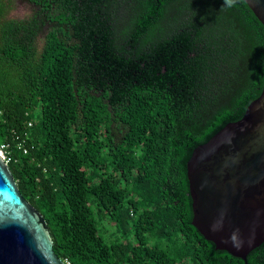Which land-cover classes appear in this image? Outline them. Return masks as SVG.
I'll return each instance as SVG.
<instances>
[{
  "label": "trees",
  "instance_id": "1",
  "mask_svg": "<svg viewBox=\"0 0 264 264\" xmlns=\"http://www.w3.org/2000/svg\"><path fill=\"white\" fill-rule=\"evenodd\" d=\"M8 2L0 144L54 255L65 264H264V242L243 262L201 238L185 176L192 150L261 91L264 30L245 4L24 0L29 15L5 20Z\"/></svg>",
  "mask_w": 264,
  "mask_h": 264
},
{
  "label": "water",
  "instance_id": "2",
  "mask_svg": "<svg viewBox=\"0 0 264 264\" xmlns=\"http://www.w3.org/2000/svg\"><path fill=\"white\" fill-rule=\"evenodd\" d=\"M264 30V0H240ZM190 225L215 251L245 262L264 242V79L240 119L196 146L185 163ZM0 264H65L41 215L0 159Z\"/></svg>",
  "mask_w": 264,
  "mask_h": 264
},
{
  "label": "rangeland",
  "instance_id": "3",
  "mask_svg": "<svg viewBox=\"0 0 264 264\" xmlns=\"http://www.w3.org/2000/svg\"><path fill=\"white\" fill-rule=\"evenodd\" d=\"M9 9L5 13V20H17L22 19L29 15V6L24 2V0H9ZM103 228V234L109 236L111 230L113 229L108 223L101 224Z\"/></svg>",
  "mask_w": 264,
  "mask_h": 264
},
{
  "label": "built area",
  "instance_id": "4",
  "mask_svg": "<svg viewBox=\"0 0 264 264\" xmlns=\"http://www.w3.org/2000/svg\"><path fill=\"white\" fill-rule=\"evenodd\" d=\"M27 126L29 127L30 124L28 123ZM15 148L21 151L22 154L26 153V149L24 148L22 141H17V143L15 144ZM0 159L5 165L10 162V148L9 145L6 143L0 144Z\"/></svg>",
  "mask_w": 264,
  "mask_h": 264
},
{
  "label": "clouds",
  "instance_id": "5",
  "mask_svg": "<svg viewBox=\"0 0 264 264\" xmlns=\"http://www.w3.org/2000/svg\"><path fill=\"white\" fill-rule=\"evenodd\" d=\"M224 3L228 6H231L232 4L235 3V0H224Z\"/></svg>",
  "mask_w": 264,
  "mask_h": 264
}]
</instances>
